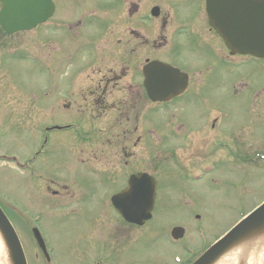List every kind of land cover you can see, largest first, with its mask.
Returning a JSON list of instances; mask_svg holds the SVG:
<instances>
[{"label":"rangeland","instance_id":"374dc122","mask_svg":"<svg viewBox=\"0 0 264 264\" xmlns=\"http://www.w3.org/2000/svg\"><path fill=\"white\" fill-rule=\"evenodd\" d=\"M105 5L106 0H102L97 7L104 13ZM109 13L107 11L101 18H90L86 23L95 24L90 29L94 32L102 33L105 27L103 25ZM177 19V22H181V14ZM54 26L55 22L47 24V27L50 28ZM35 31L29 34L9 37L0 30V196L21 212L24 211L22 203H25L27 195L31 193L30 187L27 188L25 184L30 185L36 195H46L48 197L52 193L49 192L44 195L45 184L43 182H34V179L31 182H26L27 173L15 170L16 168L12 164L7 163L2 157H16L21 161H25L38 150L40 143L37 136L45 123L53 124L54 121L70 123L72 121L66 118L68 114L64 115L62 113L53 115L57 118L55 120L52 117L53 110L49 109V104L54 106L56 99H58L57 95L54 97L53 88L60 81V74L62 75L66 72V69L59 71L58 68V65L61 66L63 63V55L67 54L66 48L61 43L63 40H68L65 39L66 32L63 35L62 32H57L56 29H51L48 33H44L43 29ZM85 33H88V31H85ZM78 40L76 36L69 39L70 50L75 48L74 45H77ZM24 50H28L26 52L32 51L35 54L25 55L22 52ZM14 51V54L11 53ZM70 54L72 56L76 55L72 50ZM175 60L178 59L170 58V63L178 66ZM180 60L187 61V59ZM206 62L210 65H215L208 61ZM260 62L261 64H257L256 61L250 60L238 68H232V66L224 67L222 64L214 67L212 71L208 68H202L199 73L196 71L195 74L194 71L188 72L191 76L192 86H197L196 83L199 82L198 84L204 87L203 96L207 99V105L202 108V111L210 112L213 117L218 118L219 123H222L221 127L234 134L238 144L245 147L246 151L241 152L239 149L242 155L247 154L245 155L246 157L258 155L264 158V61ZM180 65L191 67L190 63L180 62ZM42 87H45L44 93L40 90ZM45 94L46 96H44ZM53 97L55 99L52 101ZM30 105L32 106L29 109L25 107ZM42 106H46L48 111H43L44 107ZM142 107L145 109L148 107L144 100L142 101ZM160 108L166 111L170 109L172 113L176 114L184 113L180 110V106H171L168 109L167 107H158V110ZM183 111H187V108H183ZM191 113H201V109H193ZM84 124L86 128L91 125L89 120L84 122ZM100 127L104 131L95 143H93V140L91 141L92 152L87 155L88 150H84L78 160L85 161L88 157L96 156V160L92 161L94 167L98 168L95 169L99 173L96 176L101 180H106L107 177L113 178L112 174L115 172V167L121 158L117 153L118 147L113 148L109 155L110 162L107 163L105 158L108 151L98 152L97 147L99 146V141H105L108 136H112L111 141L116 143L118 136H120L121 128L114 119L112 122L110 118L103 120ZM55 135L59 139V148L65 158L70 153L76 157L74 151H77V148L72 145L75 136L71 134L68 136ZM82 149L85 148L82 147ZM245 158H242L241 161L244 164L238 163V174H240L238 178L232 172L226 170L225 165H220L215 157H210V154H206L203 157L204 165L214 164L217 166V170L208 175L203 181L189 183L187 188L183 189V195L178 197L181 201L175 199L179 204L174 208V211L171 212V197L162 198V202L158 201V206L166 204V212H155L154 219L146 231L148 240L146 241L145 237H142V244L137 245L138 254L134 263L130 262V264H141L142 261L143 264H149L151 258L156 259L157 262H166L168 260L169 262L166 263L174 264L175 258L179 259L178 256H187L183 252L184 250L180 246L163 242L162 239L158 242L154 239L151 242L149 237L153 233L156 232L160 236L158 231H166L170 227L185 225L187 227V229L185 228L186 232L191 231V235L188 234L189 246L196 247L198 243L204 242L210 245L216 236L223 234L230 223L234 222L241 210L248 211L253 204L261 202L264 199V160H255L253 158L254 161H245ZM189 159L192 163L195 161V158L189 157ZM63 162L70 165L69 158ZM98 162H102L105 167L115 169L102 170L98 166ZM134 163L132 164L134 165ZM58 164L59 156L54 151H50L47 157H43L42 162L40 160L37 161L35 166H40V168L39 171L36 170L35 172L36 174L44 175L49 170L47 168H50V170L59 169L60 166ZM137 167L139 166H135L133 169L142 170V168L139 169ZM33 171H31L32 177ZM60 172V170H55L51 177L55 175L58 180H63L66 176L68 179H79L78 175L72 174L68 170L62 171L63 174L60 178ZM102 172L107 173L102 175ZM126 172L128 174L130 171ZM83 173L84 170L82 169L80 174ZM114 175L119 177L117 174ZM91 178L92 180L94 179L93 176ZM121 178L120 181H113L114 183L98 180L105 187L109 185V189L106 190L104 187L96 185L93 188L92 185H87L86 182L84 184L87 185L86 191H88L89 195L103 194L107 191L110 194L113 190H118L124 185V178ZM210 178H215L218 182L217 186L212 189L206 187ZM54 185L51 184L52 189H54ZM75 187L73 185V188ZM167 190L172 191L173 194L177 192L176 187L172 185ZM184 201L186 205H184ZM99 207L101 213L110 212L103 204L101 206L99 204ZM33 209L43 215L40 229L45 241L49 244L55 264H85L95 256L93 249L69 245L68 242L71 240V235L66 231L74 228L68 226L67 229L69 230L65 229L58 218L52 217L50 212L40 205V202L35 204ZM101 219V216L97 215L94 216V219L90 220L88 218L85 222L78 218L75 226H84L82 233L91 232L99 225L104 226L105 222H102ZM15 223L29 264H45L42 256L40 258L36 256L38 252L33 247L34 245L28 241L31 237L26 234L25 227H19L20 224L16 220ZM69 224L73 225L74 223ZM120 234H124L127 238L132 236L131 232L129 234L121 232ZM97 236L99 234H90L86 235L85 238L89 244L90 242H96ZM184 241L185 243L187 242V237ZM85 259L86 261H84Z\"/></svg>","mask_w":264,"mask_h":264},{"label":"flooded vegetation","instance_id":"af4514ba","mask_svg":"<svg viewBox=\"0 0 264 264\" xmlns=\"http://www.w3.org/2000/svg\"><path fill=\"white\" fill-rule=\"evenodd\" d=\"M122 5L113 7L111 3L107 5L113 7V11L110 13H116L121 11L123 16L120 17V21L112 23V18L106 19V26L103 32H93L91 35L86 36V41L96 46L95 49L91 48L90 54H84L87 60L85 66L89 69V73L86 77L78 82L75 87V91L72 90L71 98L69 99L68 108L74 111L73 116L79 118L81 116L91 117L94 114H98L99 106L112 105H124L128 99L137 100L141 99L140 88L134 85V81H127V74H131V80L136 77L137 68L135 59L144 55H150L149 59L159 57V53L166 45L164 39L169 35L166 30L167 22L162 10L163 5L168 6V16L172 17L170 26L174 29L173 34H170L174 41H187L196 40L201 35V24L195 20L200 21L202 9L204 10L205 0H155L152 6L151 0H138L140 3L134 10L130 8L134 0H121ZM192 1L199 10L197 15H192L185 8L188 3ZM74 3L80 5L83 0H73ZM126 2V4H124ZM100 4L99 0H86L84 7L79 6L76 10L70 11L77 25L82 27L86 20V15L95 17H103L107 12V9L101 12L98 9ZM178 4L179 9L175 12L174 5ZM92 6V7H91ZM152 7L158 8V19L161 18L160 31H153L150 25L146 26L145 33L143 29L147 23L146 14ZM180 10V11H179ZM175 13L177 16L181 14V22L175 20ZM95 14L97 16H95ZM59 20H62L60 15ZM113 27L114 31H111ZM120 27V28H119ZM187 28L189 34H184V28ZM107 29L109 31H107ZM118 45V50L110 49L111 43ZM183 43V42H182ZM99 46V47H98ZM104 47H106L104 49ZM97 49V50H96ZM96 57H98L96 59ZM94 59V60H93ZM113 60V66L107 64V60ZM148 59V58H147ZM85 85V87L81 86ZM111 87L110 90L108 88ZM108 90V91H107ZM134 95V96H133ZM125 128L121 129L120 149L124 155L127 154V146L125 138L127 136ZM130 134V133H129ZM131 134H137L136 129Z\"/></svg>","mask_w":264,"mask_h":264},{"label":"water","instance_id":"95a60500","mask_svg":"<svg viewBox=\"0 0 264 264\" xmlns=\"http://www.w3.org/2000/svg\"><path fill=\"white\" fill-rule=\"evenodd\" d=\"M0 3L2 5L0 25L7 33L30 30L45 22L54 10L50 0H0ZM237 14L238 16L235 17L239 15L244 17L239 23H219L215 25L216 30L228 48L233 51L263 58L264 5L263 7L244 8ZM253 17V24H249ZM143 74L147 95L154 101L168 100L178 95L186 85L185 76H178V71L160 63L145 67ZM154 193L155 189L151 188L150 184L136 176L129 180L128 187L114 196L111 202L126 221L141 224L150 218ZM259 232H264V205L229 232L194 264H213L238 240ZM0 235L8 251L10 264H26L18 239L1 211ZM36 237L38 238L37 234ZM38 241L40 243L39 238Z\"/></svg>","mask_w":264,"mask_h":264},{"label":"bare ground","instance_id":"6f19581e","mask_svg":"<svg viewBox=\"0 0 264 264\" xmlns=\"http://www.w3.org/2000/svg\"><path fill=\"white\" fill-rule=\"evenodd\" d=\"M1 256H3V245H2V242L0 241V258H1ZM258 262H257V264H258ZM252 264H255L254 260L252 261Z\"/></svg>","mask_w":264,"mask_h":264}]
</instances>
